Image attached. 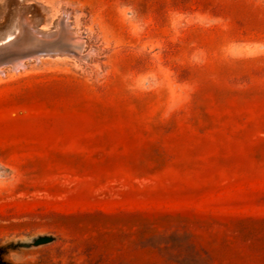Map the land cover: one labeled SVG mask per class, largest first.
Returning <instances> with one entry per match:
<instances>
[{"label":"rangeland","instance_id":"374dc122","mask_svg":"<svg viewBox=\"0 0 264 264\" xmlns=\"http://www.w3.org/2000/svg\"><path fill=\"white\" fill-rule=\"evenodd\" d=\"M0 43V264H264V0H0Z\"/></svg>","mask_w":264,"mask_h":264},{"label":"bare ground","instance_id":"6f19581e","mask_svg":"<svg viewBox=\"0 0 264 264\" xmlns=\"http://www.w3.org/2000/svg\"><path fill=\"white\" fill-rule=\"evenodd\" d=\"M68 17V16H67ZM23 19H24V16H23ZM31 20H32V18H30ZM34 19V18H33ZM67 19V18H66ZM26 20H27V18H26ZM68 20V19H67ZM20 21H22V20H20ZM30 21V20H29ZM28 22V21H27ZM29 23V22H28ZM37 23V22H36ZM65 23V22H64ZM27 23H26V21H25V25H26ZM31 24V23H30ZM29 24V25H30ZM34 24V23H33ZM28 25V24H27ZM67 25V24H66ZM21 26V25H20ZM34 26H35V24H34ZM61 26V25H60ZM58 27V26H57ZM64 27V26H63ZM37 29V27H34V29ZM21 29H23V28H21ZM20 30V29H19ZM31 31H32V29H30ZM38 30V29H37ZM52 31H53V29H52ZM66 31V33H67V30H65ZM27 32V31H26ZM33 32V31H32ZM31 32V33H32ZM2 33H4V32H2ZM36 33V32H35ZM19 34V33H18ZM42 35V34H41ZM71 36V35H70ZM3 37V36H2ZM16 37V36H15ZM24 37V36H23ZM39 37V36H38ZM42 37V36H41ZM69 37V36H68ZM72 37V36H71ZM82 37V36H81ZM17 38V37H16ZM25 38V37H24ZM66 39V38H65ZM69 39V38H68ZM72 39V38H71ZM24 40V39H23ZM77 41H78V39H77ZM66 42V41H65ZM1 44V43H0ZM75 51V50H74ZM80 57V56H79ZM25 58V57H24ZM22 60H20V61H18V64H21V66L23 65V67H25L26 65L25 64H23L22 62H21ZM0 62H2L3 64H5V65H9L10 64V61L9 60H7L5 57H0ZM18 68V67H17ZM1 69V68H0ZM16 70V69H15ZM0 71H2V70H0Z\"/></svg>","mask_w":264,"mask_h":264},{"label":"water","instance_id":"95a60500","mask_svg":"<svg viewBox=\"0 0 264 264\" xmlns=\"http://www.w3.org/2000/svg\"><path fill=\"white\" fill-rule=\"evenodd\" d=\"M12 65V64H11Z\"/></svg>","mask_w":264,"mask_h":264}]
</instances>
